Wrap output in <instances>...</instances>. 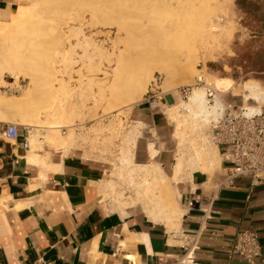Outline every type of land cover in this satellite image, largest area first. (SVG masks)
Here are the masks:
<instances>
[{
    "label": "bare ground",
    "instance_id": "bare-ground-1",
    "mask_svg": "<svg viewBox=\"0 0 264 264\" xmlns=\"http://www.w3.org/2000/svg\"><path fill=\"white\" fill-rule=\"evenodd\" d=\"M127 1L124 0L123 4L118 0H25L21 8L12 11L8 19L0 24V82L5 81V75L13 77L15 81L27 79L25 88L17 95L0 92V122L22 124L33 130V134L30 135L29 130L28 135V148L32 152L46 148L66 152L79 137L86 142L89 137L77 134L74 126L75 119L82 117L88 101L94 105L103 101V111L118 113V110L146 93L147 83L153 76L148 69L151 67H146L147 70L141 71L133 79L128 76V63L133 54L129 52L130 38L135 41L138 35L142 37L147 33L166 49L170 46L171 38L172 42H175L173 38H179H176V41H180L175 45L181 42L186 51L181 50L183 53L180 51L179 57L170 47L169 50L172 49L174 53L168 50V57L173 58L175 55L179 58L181 70L189 78L196 74L194 54L201 55L203 61L217 58V47L214 51L211 37L218 32L221 15L214 20L216 22L208 24L206 17L202 18L200 25L210 39L206 40V36L204 41L196 39L197 42L200 40L198 44L193 37L192 28L194 22L198 21L195 20L199 16L197 13L204 10L201 1L167 0L160 7L148 4L145 15L134 16L140 20L136 27H133L131 18L126 14ZM216 1L223 3L230 0ZM228 19L226 24H231ZM98 23L108 27L115 24V36L112 37L109 31L104 33L101 29L97 30ZM145 28L147 30L144 31ZM101 32L104 37L96 41L93 34ZM119 43L124 46L121 48ZM89 46L90 55L86 52ZM76 47L84 48L83 53H77ZM155 54L158 53L154 51L152 55ZM84 56L86 75L81 67L75 69L78 60H83ZM93 56L96 61H93ZM160 58L159 62L154 59L153 63L158 62L160 65ZM110 62H113L114 67L108 71L105 64ZM162 69L165 79L169 81L171 73L175 72H170L165 66ZM73 73H76V79H73ZM228 78L213 77L215 90L226 91L231 88L232 81ZM198 86H193L186 100H179L177 104L164 108L172 120V137L176 142L171 172L168 173L157 159L164 144H159L153 134L149 135L150 140L146 145L149 161L139 162L135 159L134 148L138 137L135 133L126 137L119 157L120 168L130 176L129 192H132L135 202L142 206L143 213L150 219L163 222L169 233H175L180 228L182 217L177 184L185 177L190 180L194 171L210 173L220 168L218 147L210 143L203 130L221 113L224 104L217 92L213 101H208L204 89ZM238 95L251 110H258L253 104L264 101V91L256 82H243ZM210 102L213 103L209 105ZM63 127H66L65 132H62ZM38 142L41 148L36 149ZM108 184L110 189L105 199L113 202L114 209L133 201L129 193L126 195L113 183Z\"/></svg>",
    "mask_w": 264,
    "mask_h": 264
},
{
    "label": "crops",
    "instance_id": "crops-1",
    "mask_svg": "<svg viewBox=\"0 0 264 264\" xmlns=\"http://www.w3.org/2000/svg\"><path fill=\"white\" fill-rule=\"evenodd\" d=\"M25 3L0 0V24ZM140 110L166 137L163 114L146 105ZM29 149L21 135L15 141L0 136V264H129L128 258L133 264H259L233 252L232 239L236 231L256 229L264 251V184L250 188L249 178L240 176L231 186L206 189L218 169L194 171L185 189L177 184L182 217L179 233H169L137 202L140 211L127 213L129 204L109 209L106 166L81 148ZM167 151L164 144L161 164ZM219 158L221 168L220 152ZM192 197L199 200L189 205ZM182 231L193 237L188 246Z\"/></svg>",
    "mask_w": 264,
    "mask_h": 264
},
{
    "label": "rangeland",
    "instance_id": "rangeland-1",
    "mask_svg": "<svg viewBox=\"0 0 264 264\" xmlns=\"http://www.w3.org/2000/svg\"><path fill=\"white\" fill-rule=\"evenodd\" d=\"M118 1L120 3L123 2V4L125 3L124 0H118ZM166 1L167 0H128L126 3L127 5L129 4L130 6L128 5L129 9L127 8L126 14L128 13L129 17L131 18V23L133 24V27H136L137 26L136 23L139 22L140 20L135 17H139L140 15L141 16L145 15L148 8V4H152V7H154L155 4L157 5L156 7L158 6L160 7ZM168 1H173V0H168ZM199 1L202 2V9L204 10L201 9L202 12L200 13L199 11V13H197V15L199 16H196L195 20L198 19V21H196L197 23L194 22L195 26H193L194 28H192L195 42H197L196 39H200L204 41L205 36H206L205 38H207L206 40L210 39V37H208L207 34H205L207 32L200 25L202 24L201 21L203 16L204 18L206 17L205 19H207L206 22L208 24L211 22L213 23L216 22L214 20H216V18L221 15L220 16L221 19L219 22L220 25L218 26V32H216V34H214L211 37V39L213 40L212 43L214 46V51L215 48L217 47L216 53L218 56L215 60L207 59L203 61L201 55L194 54L192 57L194 58L193 60L196 61L195 62L196 74L193 75L194 77L189 78L185 74H183L181 70L182 69L181 62L180 60H177L179 58H177L175 55L173 56V58L168 57L169 51L170 53H174V51L177 52L176 55H178L179 57H181L180 53H183L181 50L186 51V49L183 48L184 45L181 44V42L175 45L176 42L180 41V40L176 41L177 37L173 38V40L175 39V42H172L171 40L172 38L170 39L171 44L169 43L168 45L170 46H167L168 49H166L163 48L162 44H159L158 41H155L153 38H150L147 33L141 37V35H138V32L136 31L138 37L134 39L135 41H131L130 38L131 43H129L130 46L129 52L133 54L131 55L130 61L128 63V68H129L128 76H130V79H133L135 75L139 74L143 70H147L148 67H151L148 69L152 71L153 76L150 79V81L147 83L146 93L142 95L140 99L131 102L129 105H126L125 107L122 108V110L120 109L122 112L118 110V113L117 111H113V112H109L108 114L107 111H103L104 108L103 101L102 102L99 101L101 104L98 102L95 105L92 102L88 101L87 107H85V110L82 113V117H77L75 119L76 125L74 127L76 133L79 135L80 134L86 135L89 138H86L87 141L85 142L84 139L82 140L79 137L76 143L70 145V148L71 147L81 148L80 151L84 153V156L97 159L105 164L107 171L105 172L104 177H106V179H104L102 182L104 184H106L107 182L113 183V185L118 190H124L126 195L129 193L128 196L130 197L131 200H133V201L129 200V202L131 201V203L127 207V210H124V211H128L127 213L132 211H140V209H139V205L132 204L136 200L134 196L131 195L132 192H129L131 191V186H130L131 182L129 179L130 176L127 173H125L123 169L120 168V164H119L120 163L119 157L121 156L122 147L124 145L126 137L132 133H135L138 136L137 145L134 148L136 159L138 161H149L150 158L147 152L146 145L148 140H150L149 135L153 134L156 137V141L159 144H165L168 148V151L164 152L162 156V158L166 161V163H163L162 165L165 168V170H167L168 173L171 172L170 165L173 161L176 142L171 135L172 120H170V117L167 115L164 108L171 107L172 105L177 104L179 100H186V98H182L179 96L177 92L178 86L187 83H194L195 76L198 74H202L205 80L209 82L213 87H214L212 82L213 77L214 78L229 77L228 79L232 81V87L226 89V91L225 90L217 91V96L218 98L221 99L223 104L231 94H233L234 96L238 95L240 87L242 83L245 81L258 83V85L264 91V4L262 0H230L223 3H218L216 0H203V1L199 0ZM209 4H211V6ZM223 16H225L226 18ZM227 17L229 18L228 21L231 22V24L230 23L226 24ZM223 18L225 19V21ZM98 24H96V26L99 27L97 30L101 29L104 33L109 31L112 37L115 36V32L117 30L115 24H112L113 27H111V25H109L108 27V25L104 26L100 23ZM145 30H147V28H145L144 31ZM85 32L86 34H88L89 33L88 29L85 28ZM103 32L98 34H93V37L95 38L96 41H98V39L100 41L104 37ZM199 41L197 42L198 44ZM171 45L174 46L172 47ZM119 46H121L122 48L124 44L119 43ZM170 47L174 51L172 49L169 50ZM76 49H77L76 52L79 54L83 53L84 51V48L82 47H76ZM90 49H91L90 46L86 48V52H88L89 55L91 54ZM164 49L167 52L164 53L163 52L165 51ZM154 51L158 53L154 55L157 57V58L155 57L154 59H156L158 62L160 57H162V59L163 58L165 59V61L164 60L162 61L160 58V65L158 62L153 63L155 61L153 59L154 56L152 55ZM148 52H150L151 55ZM136 53L138 56L139 55L140 56L138 57ZM92 58H94L93 59L94 61L96 57L93 56ZM84 60L86 61L85 56L83 60L82 59L78 60L77 62L78 65L75 66V69L81 67L84 71V75H86L88 73L85 72L86 67L83 66L85 65L83 63ZM150 62L152 63L151 65ZM163 62L165 64H162ZM110 63L105 64V66H107L106 68H108V71H110L111 68L114 67L113 66L114 64H112L113 62L111 64ZM164 66L169 71L171 70L175 72V73H171V77L169 81L165 79V73H164L165 71L164 69H162L164 68ZM72 76L73 79L77 78L76 73H73ZM4 77L5 78L9 77L10 79L12 78L11 76L8 75H5ZM20 79L23 80L24 85L19 91L16 92L9 90L5 91L4 89H0V92L4 93L5 95L19 94L27 84V79H22V78ZM151 87H153L155 90L160 92H165V93L171 92L174 97V99L169 100L170 102L168 105L162 106V109L165 112L168 120L167 122L168 131L166 137H160L158 131L154 127H152V125L148 123L145 119H143V117L140 115V111H141L140 107L146 105L144 100L148 92L150 91ZM198 87L200 88V86ZM201 89L203 88L201 87ZM169 97L171 98V95ZM212 103L213 102H210L208 104L211 105ZM262 104H264V101L253 105L254 107L256 106L260 108ZM93 113L95 114L91 115ZM158 118L159 117L157 116V120ZM209 128H210V124L209 126L204 128L203 133L205 137L208 138L210 143L214 145L215 143H213L209 138ZM29 130H30V135H32L33 130L31 129ZM63 130L66 131V127L62 128V132H65ZM82 141H84L85 143ZM39 143L40 142L36 144V149L41 148V144L39 145ZM185 145H187V143H185ZM185 148L187 149L188 147ZM186 154L187 156L189 155V153L187 152ZM53 155L54 154H52V156ZM222 173L223 170L219 168L212 175L213 177L209 180L208 184L205 185L204 187L206 189H210L217 186L218 182L221 179ZM188 183H190L189 179L188 177L187 178L185 177L182 180V182L179 183V185L181 189H185ZM101 186L103 188L102 198H104L107 188L103 185ZM103 201L105 204L108 205L109 209L111 210L114 209V204L111 200L107 198ZM179 229H177V231L175 232L176 234L177 232L179 233Z\"/></svg>",
    "mask_w": 264,
    "mask_h": 264
},
{
    "label": "built area",
    "instance_id": "built-area-1",
    "mask_svg": "<svg viewBox=\"0 0 264 264\" xmlns=\"http://www.w3.org/2000/svg\"><path fill=\"white\" fill-rule=\"evenodd\" d=\"M23 85V80L15 81L13 77H7L4 82H0V89L16 92ZM197 85L204 89L207 100L213 101L217 91L202 74L195 76L194 83L178 86L177 92L180 97L187 98L193 86ZM170 95L174 98L171 92H160L151 87L144 102L150 110L160 111L167 121L162 105L169 102ZM20 135L23 137L24 147L28 148V126L1 122L0 136L3 139L15 141ZM209 138L217 145L221 156L223 173L219 185L231 186L240 176L249 178L250 188L264 184V104L258 110H251L244 104L240 95L231 94L224 102L221 113L211 121ZM198 200V197H192L188 204L194 205ZM179 238H182L185 242L183 244L187 246L193 240L188 231L180 232ZM232 251L242 255L250 263H255L258 259L259 264H264V251L256 229L236 231L232 239ZM127 260L129 264H133V260Z\"/></svg>",
    "mask_w": 264,
    "mask_h": 264
}]
</instances>
